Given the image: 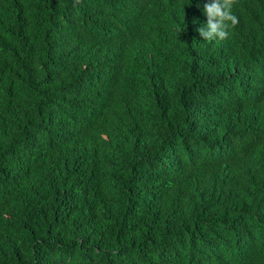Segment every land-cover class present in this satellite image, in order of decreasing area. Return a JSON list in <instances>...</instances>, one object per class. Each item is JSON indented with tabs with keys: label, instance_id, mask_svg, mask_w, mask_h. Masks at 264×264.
Returning <instances> with one entry per match:
<instances>
[{
	"label": "trees",
	"instance_id": "16d2710c",
	"mask_svg": "<svg viewBox=\"0 0 264 264\" xmlns=\"http://www.w3.org/2000/svg\"><path fill=\"white\" fill-rule=\"evenodd\" d=\"M207 2L0 0V264H264V0Z\"/></svg>",
	"mask_w": 264,
	"mask_h": 264
},
{
	"label": "clouds",
	"instance_id": "9594fccd",
	"mask_svg": "<svg viewBox=\"0 0 264 264\" xmlns=\"http://www.w3.org/2000/svg\"><path fill=\"white\" fill-rule=\"evenodd\" d=\"M180 1L182 2L183 0ZM79 2L80 0H75L73 6ZM235 4L236 0H208L203 8V12L207 18L206 26L200 27L197 21V27L190 32L191 35H188L196 36L198 39L209 43L228 38L230 29L239 23L238 17L233 12ZM212 61L213 59H208L205 63Z\"/></svg>",
	"mask_w": 264,
	"mask_h": 264
}]
</instances>
